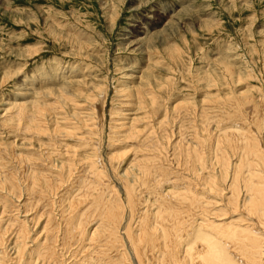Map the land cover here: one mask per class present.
Instances as JSON below:
<instances>
[{
    "label": "rangeland",
    "instance_id": "374dc122",
    "mask_svg": "<svg viewBox=\"0 0 264 264\" xmlns=\"http://www.w3.org/2000/svg\"><path fill=\"white\" fill-rule=\"evenodd\" d=\"M89 92L99 98L96 104L76 109ZM72 108L76 113L95 111L91 126L97 129L78 123ZM60 115L71 117L62 124L69 132L57 127ZM206 126L210 133L203 130ZM231 127L250 134L261 129L264 141V0H0V231L6 220L24 218V212L17 213L21 193L30 213L42 214L37 232L51 219L49 245L56 244L55 231L65 229L73 213L93 231L104 217V194L110 197L115 186L127 200L121 192L126 180L131 179L135 193L141 191L136 193L140 210L162 207L169 200H161L166 190L182 192L189 185L191 163L199 154L208 159L200 186L206 214L195 208L203 216L194 226L202 221L230 230L229 223H240L245 214L234 213L229 205L231 173L222 177L216 157L227 150L231 158L236 154L230 158L236 163L248 155L242 144L234 150L228 141L218 140ZM182 139L195 144L194 153L180 147ZM97 146L98 169L92 170L86 156ZM252 156L245 160L250 157L254 166L257 158ZM156 159L159 167L152 166ZM220 175L219 187L210 190L211 180ZM74 197L82 199L77 213L68 211ZM61 208L67 210L63 227ZM125 213L129 218L127 209ZM13 222L14 227L20 223ZM195 227V234L203 232L204 226ZM81 257L83 253L68 257L67 263L85 261Z\"/></svg>",
    "mask_w": 264,
    "mask_h": 264
},
{
    "label": "bare ground",
    "instance_id": "6f19581e",
    "mask_svg": "<svg viewBox=\"0 0 264 264\" xmlns=\"http://www.w3.org/2000/svg\"><path fill=\"white\" fill-rule=\"evenodd\" d=\"M226 60H228V59H226ZM226 60H223L222 64L227 66V68H229L230 70L233 69L232 68L233 66L228 65V62H226ZM234 69H233V71H234ZM6 76L7 75H5V77ZM240 76H241V74H240ZM10 77H11V74H10ZM81 82H82V80H81ZM82 84L84 85V81ZM144 89H146V88H143V90ZM57 92H59V91L57 90ZM80 93H82V92H80ZM84 94H85V92H84ZM80 99L81 100L75 104L76 109L80 106H84V103L96 104V102L98 101L99 98H94V95H91L89 92V94H86L85 96H83ZM240 101H241V99H240ZM230 102H232V101H230ZM155 103H156V101H155ZM234 103L232 102V104H234L233 106H235V108H237V107L241 108V103H237V102H234ZM22 104H24V102H22ZM20 105L21 104L19 103V107H20ZM69 105L71 106V104H69ZM21 107H22V105H21ZM250 107H252V106H250ZM75 108H72L73 115L72 114L71 115L73 117L77 118L78 123H83L85 127H88L91 130H95L94 128L97 129V127H94V125L91 126L92 124L96 123L95 122L96 119L94 120V116L96 115L95 111H92V112H89V111L79 112L78 111V113H76L77 110ZM22 109H23V107H22ZM48 110H49V108H48ZM251 110H253V108ZM36 111H37V109H36ZM99 111H101V109ZM20 112H21V110H20ZM42 112H44V111H42ZM24 113H25V111H24ZM82 113H84V114H82ZM22 115H23V113H22ZM32 115H34V114H32ZM39 115H40V113H39ZM43 118H44V116H43ZM70 118L71 117H67L66 115L65 116L60 115V116H57V118H55V121H56L55 123L57 124V127H59V129H61L63 127L62 124L66 123L67 121H70L71 120ZM11 120H12V117H11ZM260 120L262 121V119H260ZM256 122L258 123V121H256ZM65 127H66V132H69V128L67 126H64L63 128H65ZM30 128H31V126H30ZM133 128H134V126H133ZM62 130L65 131V129H62ZM203 130L207 131L208 133H210V131H211L208 126H206L205 129H203ZM241 130L242 129L238 130V128L235 129V128L231 127L229 130L225 131V134L218 136V140L221 141V139H222L224 142L228 141L229 145L231 144V147L234 150H235V147L237 148V146L239 144H242L243 147H245V151H246L245 154L248 153V155H246V156H252L253 155L257 158V160H256L257 162L253 166L254 162L250 164V162L247 161L248 159H250V157L247 160H245V158H247V157L244 155H242V156L240 155L241 157L236 163L230 161L231 155L230 156L227 155L228 154L227 150H226V153L223 151L225 154L222 152L223 155L221 157H219L218 155L216 157L217 160L219 158L218 162L221 165L220 174H222V177H224V175H227V177H228L229 174L231 173V175H230L231 183H230V185H227L228 186L227 188L229 189V193H230V195H228L230 197V199L228 201L229 205H231L233 212L239 211V214L240 213L245 214L244 218H241V219L235 218L236 220L237 219L241 220V222L239 221L240 223H235V222L232 224H231V222L229 223L230 227H231L230 230H226L227 228L219 230L215 226H209V225L207 226V223L204 225V222L201 221L200 225L198 224L199 225L198 227L204 226V229L202 228L203 232L199 231L196 234L194 233V227H195L194 224H195V221L197 220V217H199L202 214L201 212H203V214H206V212H205L206 208L204 207L206 202L204 203L203 196L200 197V192H203L204 190L202 189L203 191H201L202 187L200 188V186H203L205 184L206 178H205L203 172L205 169V165L208 163V159L204 158L205 154L203 156H201L202 154L201 155L199 154L197 161L195 163H193L194 161L191 163L192 168L191 167L190 168H191L192 174L189 173L191 175V177L189 178L191 182L189 183V185H185V187L183 188L184 191H182V192L178 191V192L174 193L173 191L172 192L170 191L171 189L166 190V192H164L165 194H163L164 197L162 196V198H161L162 192L157 191L159 189L156 190L158 193L157 195H159L158 197H160L161 200L163 198L167 199V200L169 199L168 200L169 202L168 201L166 202V203H169L167 207L164 206V205H166V203H164L165 200L163 203L161 202V200H159V202H161L162 205L164 204L162 207L156 205L155 206L156 208H152L150 206L152 209L149 208L146 210L145 209L146 207H145L144 208L145 211L143 210V208L140 210L138 208V206L141 205V204H139L141 197H139L136 194V193H138L137 191H140V190H137L135 193L136 188L134 187L135 189L133 190L131 184L128 183L129 180H131V179H129L128 182H127V180L125 182V185H124L125 191H121V192L126 193L125 195H127V197H126L127 200H123L122 194L120 192H118L117 190H115V186H114V189L111 188L110 197H107V195L105 196L103 191L100 192V195H101V193H103L104 197H106V200H103V201H105V205L103 204L105 206L104 207L105 210L102 208L105 211V213L103 215L101 214V216H104V217L102 218L100 224L97 227H95V229L93 231H91V230L87 231L86 227L84 226V222L83 221L81 222L79 220H78L79 221L78 222L77 220H75V215L73 213V212H76L75 210L78 207V204L80 203V201L82 199L79 197H74L71 200V198H70L69 202H68V209L69 210L66 207L65 208L68 211H70L71 213H73L72 216L70 217V219L71 218L72 219L70 220V219L66 218V219H68V221H65L66 222L65 223V225H66L65 229L64 228H58V230L55 231L57 233H54L55 239L53 242L56 244H52V245L47 244L48 240H49L48 239L49 236L47 234V231H49V225L51 224L50 223L51 219L48 218L44 227L42 228V230L40 232H37L36 229L38 228L37 226L39 224V221L41 219L42 214L34 215L33 212L30 213V211H32V210L25 207V204L23 203L24 202L22 199L23 193H21L20 196L17 195L19 197L18 198L19 204L17 207V210H19V211L17 213L20 215L22 212H24L25 214L24 213L21 214L22 217H24V218H22L20 220H13V218H12L13 221H17V222L20 221V223L17 227H14V224H13L14 222L9 219V220H6V222H7L5 224L6 226L1 229L2 231H0V247H1L0 248V264H5L7 261H11V264H264V168H263L264 167V144H263L264 141L262 142L263 139H261L262 135L260 133L261 129L259 132L258 131L259 128L257 131L260 134L257 131H256L257 133L255 132L257 134V137H256V134H250L249 132L244 133ZM59 132H60V130H59ZM70 132H71V130H70ZM132 135H137V134H132ZM252 135H255L254 136L255 138H253ZM217 142H219V141H217ZM179 143H180V147H183V149H185V150H187V149L189 150L188 153H194L193 148H194L195 144L192 143L193 144L192 145V144H190L191 142H189V141L184 142L183 139L180 140ZM199 144H201L200 141H198L197 145H199ZM97 148H99V147L97 146L95 149L96 151L91 152V153L89 152L86 156V158L91 161V164H93L92 167L90 165L92 170L98 169L97 168V162H96L97 159L95 158L96 157L95 153L98 152ZM238 148H240V147H238ZM157 149H158V147H157ZM163 149H165V148H163ZM219 152H217V154H219ZM234 156L232 155V158ZM118 158H116V159H118ZM120 158H121V156H120ZM158 159H156V162ZM79 162H80V159H79ZM210 162H211V160H210ZM61 164H62V162H61ZM154 164L155 165L157 164V166H158V162L157 163L154 162L152 164V166ZM260 164L263 165L262 166L263 170H257L255 168V166L258 167V165H260ZM58 165L60 166V164H58ZM62 166H64V164H62ZM217 166H218V164H217ZM138 167H140V166H138ZM144 167H146V166H144ZM253 167H254V169H253ZM187 168H189V167H187ZM259 169H260V167H259ZM100 170H98L96 173L100 177V180H101L102 176H104V175L101 176ZM153 170L156 171L155 169H152V171H150L148 169V171H150L151 173L153 172ZM138 171H140V170H138ZM138 171H136V172H138ZM70 172H72V171H70ZM70 172H69V175H70ZM145 172H143L144 175H145ZM160 172L161 171L159 170V174H161ZM153 174H154V172H153ZM141 176H143L142 173H141ZM147 176H143V177L146 178ZM129 177H131V176H129ZM127 178H128V176H127ZM147 178H149V177H147ZM217 178L218 179L215 180L216 179V176H215V179L211 180L212 183L210 184L209 187H210V190H212V191L217 190L216 188L219 187V184L217 182L222 180L221 175H220V179H219V177H217ZM137 179H140V178L138 177ZM154 181H156V179ZM226 181H228V180H226ZM103 183L105 184V182H103ZM221 183H223V182H221ZM151 184L155 185V183H153V182H151ZM58 185L60 186V183ZM156 185H157V183H156ZM103 186L104 185H102V187ZM148 186L149 185L144 186V187L147 188ZM160 186L161 185L159 184V187ZM136 187H138V186H136ZM153 187H155V186H153ZM153 187H151V188H153ZM50 190H51V188H50ZM94 190H97V188L96 189L94 188ZM94 190H92V191H94ZM101 190H103V189H100L98 191H101ZM141 190H142V188H141ZM109 191H106V192L109 193ZM21 192H22V190H21ZM242 192H244L243 195H241ZM205 193H206V189H205ZM208 193H209V191H208ZM83 194L85 195L86 193H83ZM222 195L225 196V194H223V192H222ZM242 196L243 197L246 196V197L243 198ZM66 197H68V196H66ZM101 198L103 199V197H101ZM144 198L145 197H143V200H145ZM160 198H157V200ZM98 199H97V201H98ZM148 199H150V198H148ZM85 200H86V198H85ZM103 201H102V203H103ZM145 201H143V202H145ZM152 201H150V202L151 203L155 202V201H153V202ZM113 202L118 204V206H116V207H115V205L113 206ZM98 203H100V202H98ZM203 203H204V206H203ZM148 204H149V202H148ZM153 204H151V205H153ZM159 205H161V204H159ZM79 206H80V204H79ZM121 206H122V209H121ZM65 208H63V209L61 208L62 210L60 209V211L58 212V215H59L58 219L61 220V222H62V223L60 222L61 226L63 225V222H64V215L67 212V210H65ZM195 208L196 209L200 208L199 210L201 212H199V213H201V214H198L195 211L196 210ZM21 209H23V211H21ZM120 209L122 211H120ZM126 209L129 211V218H127V216H126V213H125ZM207 212H209V211L207 210ZM236 212H234V213H236ZM3 213H4V211L2 212V215H3ZM71 213H70V215H71ZM203 214L201 216H203ZM44 215H45V213H44ZM66 215H67V213H66ZM31 216H33V217H31ZM79 216H80V214H78V217ZM205 222H207V221H205ZM196 227H197V225H196ZM197 228H196V230H197ZM200 228H199V230H200ZM211 228H212V230H211ZM84 242H86V243H84ZM75 245H76V247H74ZM82 253H83V257H81V259L86 258L85 261H83V260L77 261L76 260L75 262L69 261V263H67L68 257L78 256ZM97 255H100L101 258H103L104 262H101L102 259H99L100 257H98ZM105 257H106V259H104ZM4 260H5V262H4Z\"/></svg>",
    "mask_w": 264,
    "mask_h": 264
}]
</instances>
